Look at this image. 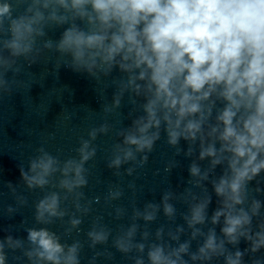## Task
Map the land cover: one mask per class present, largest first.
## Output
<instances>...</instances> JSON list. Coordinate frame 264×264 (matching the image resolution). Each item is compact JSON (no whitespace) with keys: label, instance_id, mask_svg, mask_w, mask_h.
<instances>
[{"label":"clouds","instance_id":"1","mask_svg":"<svg viewBox=\"0 0 264 264\" xmlns=\"http://www.w3.org/2000/svg\"><path fill=\"white\" fill-rule=\"evenodd\" d=\"M37 5L44 9L52 7L47 19L58 24L66 23L69 17L57 15V8L71 13L73 20L87 21L86 30L71 24L56 44L59 52L71 57L74 71L96 76L99 70L108 75L114 67H119L129 74L125 87L145 96L144 115L121 133L125 147L115 146L116 154L109 167L135 160L136 152H150L160 138L162 122L166 126L167 142L172 146L181 138L191 142L199 139L201 160L212 158L213 167L226 160L228 166L219 181L214 182L215 193L223 198V207L215 212L212 223L224 216L221 231L229 244L236 245L244 237L251 242L253 253L264 247V223L251 234L252 217L259 214L261 202L253 200L251 215L243 207H237L245 202L248 182L264 172V0H32L26 10L32 14L16 17L8 0H0V26L7 19L10 32L4 47L13 57L29 53L35 37L45 34V16L39 8L34 11ZM51 46V41L45 45ZM0 65L10 67L2 57ZM3 83L0 80V85ZM119 103L118 96L116 106ZM214 109L215 123L211 124ZM97 131L106 132L107 125L89 132L93 140ZM38 151L41 154L30 160L31 175L21 169V177L29 188H42L58 170L64 176L59 186L69 192L87 184L84 163L96 153L94 147L90 148L89 140H82L77 149L80 159H68L62 169H58L60 162L56 157L43 148ZM191 152L190 148L188 154ZM146 161L144 156L142 162ZM189 171L194 177L201 174L195 163ZM206 178L207 173L201 176ZM167 199L165 196L164 212L172 216L174 209ZM208 203L205 199L191 208L190 219L185 217L189 227L204 223ZM58 207V194L46 196L36 206L37 221L50 222L46 214L62 217L64 212L58 211ZM148 207L153 211L147 212L144 219L150 221L155 218V206ZM71 223L75 226L80 221L74 219ZM135 231L133 226L126 234L128 239L116 241L120 251L131 250L130 238ZM197 232L199 229L193 232V237ZM88 235L94 244L107 240L102 229ZM27 239L35 245L25 253L30 260L36 257L50 264H79L78 244L68 246L65 251V245L46 229H29ZM225 240L217 243L215 231L210 229L198 255L191 258L210 260L213 255H221L225 264H242L244 253L227 252ZM5 242L12 249L21 247L22 243L11 236L0 241V264H6ZM135 247L144 250L143 244ZM188 248L186 242L165 253L163 246L152 245L147 254L149 264H186L181 254L187 253ZM136 264L144 262L137 259Z\"/></svg>","mask_w":264,"mask_h":264}]
</instances>
